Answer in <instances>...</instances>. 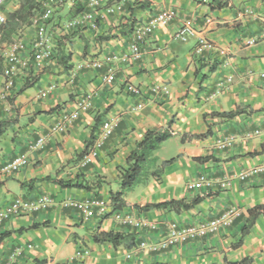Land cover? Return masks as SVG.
<instances>
[{
  "label": "crops",
  "instance_id": "1",
  "mask_svg": "<svg viewBox=\"0 0 264 264\" xmlns=\"http://www.w3.org/2000/svg\"><path fill=\"white\" fill-rule=\"evenodd\" d=\"M44 1L6 0L2 7L8 18L22 4L28 6L30 23H20L9 32L0 28V166L18 153L28 156V164L20 170L0 175V208L15 197L47 203L2 223L0 264H33L36 260L44 264H226L244 258L250 259L249 264H264V214L242 234L247 210L264 205V173L245 181L233 178L226 189L186 187V182L200 174L222 178L264 163V0H102L95 27L84 20L73 28L64 23L81 18L86 8L80 0H64L53 5L45 22L51 57L39 66L30 58L15 86L5 93L2 51L16 37H33L32 17L40 10L35 12V6L40 8ZM116 2L121 3L120 10L104 11ZM157 12H171L173 18L140 43V59L116 64L112 84L104 83V70H74L84 59L126 50L134 25ZM185 20L191 22L194 34L182 41L176 32ZM200 37L213 47L195 54ZM220 48L226 54H220ZM60 52L71 54V68L58 62ZM126 83L139 86L143 94L128 93ZM221 85L222 90L207 99ZM154 86H166L168 91L153 93ZM85 93L93 95L87 112L66 132L49 134L41 149H28L39 136L48 134L60 112L73 109L74 101ZM139 102L141 109L136 107ZM234 111L238 113L232 117L219 115ZM104 120L114 124L111 136L97 157L80 167V154L91 132L97 136ZM167 125L172 136L159 147L174 141V160L164 164L169 158L158 156V147L142 181L121 197L126 202L122 209L157 222L156 230L138 231L111 217L83 220L79 211L63 205L66 200L93 196L111 202V194L120 190L119 168L130 151L148 129ZM207 130L206 136L195 137ZM227 135L236 136L232 145L217 149L216 139ZM205 156L209 158L196 159ZM59 181L86 184L89 189L63 186ZM195 198H199L196 204L178 212L140 207ZM228 208H235L237 215L227 228L214 234L163 252L135 249L141 238L158 240L169 221H204ZM104 231L128 237L118 245L93 240L94 234ZM83 248L89 254L74 258Z\"/></svg>",
  "mask_w": 264,
  "mask_h": 264
},
{
  "label": "built area",
  "instance_id": "2",
  "mask_svg": "<svg viewBox=\"0 0 264 264\" xmlns=\"http://www.w3.org/2000/svg\"><path fill=\"white\" fill-rule=\"evenodd\" d=\"M6 0H0V24L6 21L2 7ZM85 5V11L81 18H73L64 23L66 28H73L81 25L84 20L91 23L92 27L96 25V16L98 8L102 5V0H80ZM64 0H45L40 7L38 13L32 17V23L35 27V33L32 38L25 40L21 37H16L11 40L2 51V59L4 61L2 67L3 92H9L16 83L18 76L27 68L29 59L32 58L33 63L39 66L45 59L51 57L52 46L50 44L49 36L46 31L45 22L52 14L53 5L62 4ZM121 9V3L116 2L105 6L104 11L107 13L117 12ZM173 18L171 12H157L153 14L148 20L137 22L132 31V37L126 50L121 53H107L100 57L87 58L76 64L74 70H104L103 81L106 84H112L116 78V64L131 63L141 58L142 50L140 43L150 35L160 25L165 24ZM264 32V29H263ZM194 34V29L191 22L185 20L178 31L176 37L185 41L189 35ZM253 43L252 40L248 41ZM212 43L205 37H200L194 47V53L199 54L205 48H212ZM220 54H226L224 48L219 49ZM264 76V73L261 74ZM230 79V78H229ZM228 79V81H229ZM220 85V84H219ZM220 89L211 92L207 99L212 98ZM51 88V87H49ZM125 90L133 95L141 96L143 94L141 88L133 83H126ZM167 93L166 86H154L151 88L153 93L159 91ZM47 92V91H46ZM92 93H85L79 96L74 101V107L71 110H64L56 117L54 123L50 126L48 134L39 136L32 142L28 149H41L47 139V136L52 133H64L69 126L80 115L87 112L92 107ZM137 109L143 107V103L139 102L136 105ZM114 124L111 120H104L101 124L99 134L89 146L86 153L82 155L79 161L80 167L86 166L92 162L97 155L98 150L104 144L105 140L109 138L113 132ZM255 130L253 133H259ZM251 134H248V137ZM234 135H227L217 138L215 147L219 150H224L230 147L235 140ZM28 164V156L26 152H21L13 156L8 161L0 166L1 176H10L20 170L23 166ZM264 173V163L246 168L235 175H228L222 178L211 177L207 174H200L192 180L186 182V187L189 190H197L201 188L212 189L217 186L219 189H226L230 185V181L236 178L240 181H245L255 175ZM47 200H23L20 197L13 198L10 202L0 208V227L4 221L12 217L21 216L33 212L40 207H45ZM64 206H71L81 214L83 220H88L92 217L105 218L111 217L114 221L121 225L130 226L138 231H152L158 228L157 222L140 218L135 216L133 212L127 209L113 210L112 203L104 201L103 199L93 196L82 200H66ZM237 215L235 208H228L221 211L218 215L211 217L204 221L184 223L178 220L169 221L165 225L163 235L156 241H149L141 238L135 246L137 250H146L147 252H163L172 247L180 246L188 241L204 238L210 234L218 232L220 229L227 228L233 218ZM89 254L86 248L79 249L75 252L74 258H81Z\"/></svg>",
  "mask_w": 264,
  "mask_h": 264
},
{
  "label": "trees",
  "instance_id": "3",
  "mask_svg": "<svg viewBox=\"0 0 264 264\" xmlns=\"http://www.w3.org/2000/svg\"><path fill=\"white\" fill-rule=\"evenodd\" d=\"M25 4V3H24ZM28 6H22L17 9L15 12L9 15L8 18H6V21L3 24H0V28H4L5 30H8L9 32L11 29H14L18 24L22 23H30V20L28 19V9L26 8ZM37 6H35V12L38 11ZM32 15V12H31ZM70 53L69 52H60L57 54L58 62H60L65 69L71 68V64H68V60L70 59ZM2 66V64L0 63ZM2 71V70H1ZM238 111L234 112H222L219 113L222 117H232L235 114H237ZM209 133V130L207 132L195 135V137H204ZM172 136V131L170 130V127L164 126L161 128H152L148 129L143 137L136 143L135 147L130 151L126 158V163L124 166L119 168V179H120V190L118 192L112 193L110 196L111 203L113 210H119L122 209L126 202L122 200V194L130 190L134 185L142 181L144 178L146 168L149 165L147 162L151 161L153 162L155 157L154 151L160 146L162 142H164L166 139ZM96 138L95 134L91 132V136L89 141L86 144L85 149L80 154V157L84 153L87 152L89 146L93 143L94 139ZM183 140V137H182ZM209 157H197L196 159L198 161H204L208 159ZM174 158H170L169 160H164L163 163L167 164L169 162H172ZM49 179V178H48ZM59 184L63 186H77V187H83L86 189H89V185L86 184H71L67 181H59ZM199 201V198H195L193 200L187 201L185 199H169L162 202L157 203H150L145 204L143 206H140L144 209H167L172 211H181V210H187L191 208L194 204H196ZM248 220L246 225L242 228V234H246L252 224L254 223L256 217L260 214H264V205H254L250 207L248 210ZM107 217V216H106ZM128 236L125 234H122L120 232H113V231H104L93 235V240L96 242H109L112 245H118L122 241H125ZM133 244V243H132ZM250 259L244 258L239 261L234 262H226V264H249ZM33 264H44L42 260H36Z\"/></svg>",
  "mask_w": 264,
  "mask_h": 264
},
{
  "label": "rangeland",
  "instance_id": "4",
  "mask_svg": "<svg viewBox=\"0 0 264 264\" xmlns=\"http://www.w3.org/2000/svg\"><path fill=\"white\" fill-rule=\"evenodd\" d=\"M159 151L157 153L158 156L165 155L167 158H171L175 151V142L174 141H168L162 145V147L158 148ZM100 149L98 150V152ZM154 156V155H153ZM149 165L151 164V161L147 162ZM141 186V185H139Z\"/></svg>",
  "mask_w": 264,
  "mask_h": 264
}]
</instances>
